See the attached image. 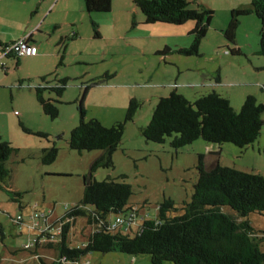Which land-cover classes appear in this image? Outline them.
<instances>
[{"label": "rangeland", "instance_id": "374dc122", "mask_svg": "<svg viewBox=\"0 0 264 264\" xmlns=\"http://www.w3.org/2000/svg\"><path fill=\"white\" fill-rule=\"evenodd\" d=\"M189 2L192 8L210 3L214 11L201 41L199 55L186 56L174 49L177 48L175 43L179 48L189 46L193 36L188 32L194 21L178 26L162 24L169 29L144 31L141 27L146 26H131L143 15L138 8V15L127 9L128 3L135 7L132 0H112L110 12L92 14L81 13L74 0H68L67 9V3L62 0L46 22H42L43 19L38 21L41 25L37 28L43 33L36 31L41 51L47 45L49 52L55 49L57 52L61 48L57 42L60 36L68 39L67 56L61 64L59 57L52 55L36 62L16 56L0 60V135L14 147L5 162L10 177L0 183V264H39L31 253L35 246L31 251L24 250V246L33 243L43 225L42 216L45 214L53 221L83 197V176L88 174L92 161L101 154L100 150L78 151L68 145L70 131L79 123L78 99L84 85H90L84 100L85 118H96L105 126L124 119L130 98L135 97L142 103L134 119L126 124L122 140L112 156L113 167L100 168L94 174L97 181L111 178L131 185L128 205L138 209V214L131 223L120 225L128 234L138 231L143 218H154L157 206L164 198H171L178 208L183 202L190 201L193 185L198 179L199 153L205 155L208 168L209 152L220 151L218 157L211 155L220 165L264 175V124L259 137L245 149L232 143L218 145L197 139L176 150L170 146L171 138L156 143L146 140L140 133V128L149 123L159 97L167 96L175 87L190 94L192 87L187 75L215 78L220 71L223 82L229 84L226 87L233 92L230 103L237 111L245 98L242 97L245 90L255 87L257 80L256 84L264 86V56L253 53L259 48L260 19L253 13L239 17L235 45L223 35L230 18L228 6L238 2L250 6L251 0ZM79 5L84 9L83 0H79ZM18 11L11 14L16 17L15 21L7 20L4 26L2 24L1 30L5 32L2 35L8 31L23 35L36 29L34 23L38 16H31L27 10ZM65 20L68 24L64 23ZM72 20L77 23L72 25ZM55 21L60 22L59 27L51 24ZM92 22L97 24L100 37H94ZM72 32L77 33V38ZM164 42L173 48L168 57L156 51V47L163 49ZM228 46H237L240 53L230 54ZM106 72L112 77L92 85ZM43 75L53 85L58 84V79L67 80L61 96L52 90L44 93L46 98L59 101V115L55 119L43 113L35 98L33 88L42 83ZM257 94L258 102L264 104V92L258 88ZM19 120L25 127L45 132L48 136L23 132ZM52 145L58 148L56 159L51 164H42V149ZM210 145L214 148L209 150ZM17 192L20 193L19 202L12 200ZM226 211L232 212L229 208ZM130 214L131 211L128 217ZM116 216L113 214L110 218L113 220ZM248 219L256 235L262 237L261 249L264 250V214L250 213ZM34 220L40 221V226L37 223L33 228ZM91 231L85 219L77 217L68 241L71 245H83ZM38 252L45 262H51L57 256L51 249L41 248ZM92 253L95 252L70 264H152L147 254L137 257V261L135 257L122 256L125 260L120 261L113 254ZM163 264L172 263L166 261Z\"/></svg>", "mask_w": 264, "mask_h": 264}, {"label": "trees", "instance_id": "16d2710c", "mask_svg": "<svg viewBox=\"0 0 264 264\" xmlns=\"http://www.w3.org/2000/svg\"><path fill=\"white\" fill-rule=\"evenodd\" d=\"M83 1L88 13L110 12L112 8V0ZM132 1L144 15L145 23L182 25L194 21L189 32L193 36L191 44L176 51L186 56L199 55L201 41L214 15L212 9L202 5L192 8L189 0ZM250 13L261 21L257 54L264 56V0H251L248 8L232 9L223 35L235 45L239 17ZM92 26L94 36L99 37L97 24L92 22ZM28 41L31 43L29 37ZM228 50L232 55L240 53L237 46H228ZM167 52V48L160 51L161 54ZM110 77L112 75L106 72L92 85ZM41 82L33 88L35 98L43 113L55 119L59 115V101L46 98L44 93L52 90L61 96L67 80L58 79V84L50 85L47 76H42ZM89 88L90 85H84L78 99L80 119L70 131L68 145L78 151L100 150L101 154L92 161L88 174L83 176L80 202L54 220V223H63L57 240L41 244L38 242L40 237L36 236L35 249L31 253L33 256L38 254L39 264L75 263L90 252L147 254L152 264L166 261L172 264H264L263 239L256 235L248 219L250 213L264 214V175L219 163L207 168L202 153L197 155L198 179L193 185L190 201L183 202L178 208L171 198H164L157 206L156 216L143 218L133 235L125 229L110 230L111 215L128 216L129 211L138 214V209L128 205L132 187L111 178L97 181L94 174L100 168L113 167L112 156L122 140L126 124L134 119L142 103L135 97L130 98L124 119L105 126L96 118H85L84 100ZM261 90L264 92V86ZM263 116L264 104L253 95H247L237 111L227 97L214 90L190 101L174 88L167 96L159 97L149 123L140 128V133L146 140L156 143H164L171 138L170 146L176 150L197 139L218 145L232 143L245 149L259 137L264 124ZM18 123L25 133L48 136L45 132L25 127L20 120ZM13 151L11 142L0 135V183L10 177L5 162ZM41 153L42 164H51L57 157L58 148L52 145L43 148ZM19 197L20 193H14L12 200L19 202ZM226 208L232 212L226 211ZM77 217L84 218L86 224L92 227L86 242L79 247L68 241ZM41 248L54 250L56 258L51 262L43 261L38 252Z\"/></svg>", "mask_w": 264, "mask_h": 264}, {"label": "crops", "instance_id": "0c3cea01", "mask_svg": "<svg viewBox=\"0 0 264 264\" xmlns=\"http://www.w3.org/2000/svg\"><path fill=\"white\" fill-rule=\"evenodd\" d=\"M61 1L62 0H0V43H1V45H0V60H3L5 57H8V55L5 56V57H1L2 50H3V48L6 45H8V44L12 43L13 41H16V40H18L20 38L28 36L30 38V40H31V43H33V44H35L37 46L38 52H37V54L35 56H27L25 58H27L28 60L36 62V61H41L43 58L52 55L54 57H59V62L61 60V63H62V60L65 59V57L67 56L68 39H65V38L63 39V37L60 36V38L57 41V42H59V45L61 46L60 50L56 52V49H55L53 52H49V49H48L47 45H45L43 47L42 51L39 50L38 43H37V36H36V31H38V33H43L41 31H39V27L37 28V26L41 25V24L38 25V21L43 19L42 22H46L47 18L49 17V14L58 6V4ZM74 1H75V5H77L78 10L81 13H83L84 11L87 12L86 8H85V5H84V1H83L84 9L82 8V5H79V0H74ZM65 2L67 3L66 8L68 9V0H65ZM132 3H133V1H132ZM198 5H202V4H198ZM125 6H126V4H125ZM134 6H135V4H134ZM202 6H205V7L210 8V9L213 8L210 3L203 4ZM228 7H229L228 11L229 10L231 11L232 9L248 8L249 6L244 5L243 2H238L237 4H230V6H228ZM128 8L132 12V14L138 15L137 10H136V8H137L136 6L132 7L128 3L127 9ZM19 9H21V11L27 10L29 12V14H31V16L32 15L38 16V20H36V22L34 23L35 24L34 26H36V29L34 31H31V32H26L23 35L22 34L21 35H14L12 31H8L7 32V34L9 36H7V34L2 35V33H5L4 31L1 30L2 24L4 26V23L7 22V20L15 21L16 17L11 15V14L14 13V12H16V13L19 12L18 11ZM92 13H104V12H92ZM227 19H226V23L228 22ZM67 20H65L66 22H64V23L68 24ZM76 23H77L76 20H72L71 21L72 25H75ZM51 24H54L55 28H56V27H59L60 22H56L55 21V22H52ZM162 24H167V23H160V22L152 23V24L145 23L144 15H141L140 17L137 18V22H132L131 23V26L132 27H134V26H136V27L137 26H146V27H141V28H144L143 29L144 31H150V30H153V29H156V28H168L169 29V27H167V25H162ZM171 25H173V24H171ZM114 26H116V24H114ZM189 32H190V30H189ZM189 32H188V34H189ZM76 35H77L76 32H72V36L73 37H76ZM100 36H101V34L99 32V37ZM191 42L192 41L190 40L188 45H190ZM163 45H164L163 49L167 48L168 52L167 53H162V56L163 57H168L169 54L172 53L173 48L167 42H164ZM174 45H175L174 47L179 48L178 47L179 45L177 43H175ZM181 45H183V44H181ZM181 47H184V46H181ZM177 48H174V49H177ZM163 49H160L159 47H156V51L158 53H160V51H162ZM239 50H240V48H239ZM257 51H258V49L257 50L254 49L253 53H257ZM180 69L181 68H179V70ZM211 73L212 72H210L208 74H211ZM232 73L238 75L237 72H232ZM43 76H46V75H43ZM222 77L223 76H222L220 71H219L218 75L215 78H211V76H206L205 77L204 75H202V77H197V76H194V75L193 76L187 75L189 85H190V87H192V90H191L190 94L182 92V91L180 92V90H178L176 87H175V89H176L177 92L183 94L190 101H193L198 96H201L203 94H206V93L211 92V91L214 90V91L220 93L221 95L227 97L230 100V102H231V99L234 98L233 92H231L230 89H228L226 87L227 85L229 86V84H226L225 82H223V78ZM49 82H51V81H49ZM258 82H259V80H257L255 82V85H253L255 87L257 86L256 90H255V87H253V88H251L249 90H245L242 97H246L247 95H253V96L257 97L258 88L261 89V87L263 86V85L256 84ZM39 84H42V83H39ZM39 84H37V85H39ZM50 85H51V83H50ZM156 88H158V87H156ZM213 148L214 147H212L211 145L207 147V149H209V150L213 149ZM211 153H213V152H209L210 155H209V158H208V161H207V164L209 162V168L214 167L217 163H219L217 158H214V159L212 158ZM40 250L41 249H39L38 251H40ZM93 254H99V255L113 254L112 256H114L115 258H117L120 261H124L125 260V259H122L123 258L122 256L135 257V261H137V259H136L137 257L141 256V255H130V254H125V253H120V252H109V253H96L95 252V253H92V255ZM100 258L101 257L99 256L98 259H100ZM96 264H101V263L97 262Z\"/></svg>", "mask_w": 264, "mask_h": 264}, {"label": "built area", "instance_id": "2783aa9c", "mask_svg": "<svg viewBox=\"0 0 264 264\" xmlns=\"http://www.w3.org/2000/svg\"><path fill=\"white\" fill-rule=\"evenodd\" d=\"M38 52L37 46L35 44H32L28 41V36L20 38L16 41H13L12 43L6 45L1 53V57H5L7 55H14L16 57H27V56H35ZM227 53V52H226ZM35 215L37 217L40 216L39 213H35ZM35 216V217H36ZM135 213L131 212L130 216H116L115 219L111 220V225H110V230L111 231H116L120 228L121 224H125V222L127 223H131L133 218H134ZM43 225L40 226V221H35L33 223V228H35L36 224L39 223V226L41 229H39V232L36 236H38V242L41 244H46L48 242H55L56 236L58 234H60L61 230H62V222H58V223H54V219L53 221L51 220L50 217H48L47 215H43ZM92 228V227H91ZM128 229H130V227H128ZM43 233H46V235L44 236ZM48 234V236H47ZM36 240V237L33 241V243L31 242L30 244L24 246L25 249L28 250H32V246H34V242ZM82 246V244H77L76 247ZM35 248H33L34 250ZM35 257H38V254L35 255Z\"/></svg>", "mask_w": 264, "mask_h": 264}, {"label": "water", "instance_id": "95a60500", "mask_svg": "<svg viewBox=\"0 0 264 264\" xmlns=\"http://www.w3.org/2000/svg\"><path fill=\"white\" fill-rule=\"evenodd\" d=\"M219 153L220 151H216V152L211 153V155L218 157Z\"/></svg>", "mask_w": 264, "mask_h": 264}]
</instances>
